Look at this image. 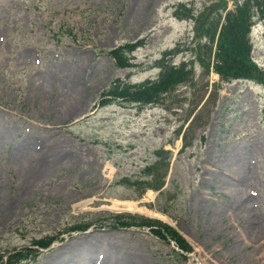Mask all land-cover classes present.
Wrapping results in <instances>:
<instances>
[{
    "label": "rangeland",
    "instance_id": "1",
    "mask_svg": "<svg viewBox=\"0 0 264 264\" xmlns=\"http://www.w3.org/2000/svg\"><path fill=\"white\" fill-rule=\"evenodd\" d=\"M235 1L0 0V264H78L84 249L87 264H264V0L258 79H222L202 47ZM182 63L187 81L152 104L100 105Z\"/></svg>",
    "mask_w": 264,
    "mask_h": 264
},
{
    "label": "trees",
    "instance_id": "2",
    "mask_svg": "<svg viewBox=\"0 0 264 264\" xmlns=\"http://www.w3.org/2000/svg\"><path fill=\"white\" fill-rule=\"evenodd\" d=\"M257 2L256 0H254ZM235 7L231 11H226L225 16L221 23V17L220 14L218 20L217 17L214 18L215 20H211L210 23H207L206 21V28H204L203 32L201 33V36L204 37V45L202 46L203 49H206V52L211 55L213 51V47H215L214 55L215 62L213 65V68L220 74L221 78L224 80H230V79H244V80H250V78H257L256 74H258L259 70L255 66V64L251 60V51L252 46L250 44V28H251V3H253L252 0H243L241 3L238 1H235ZM226 9V4L223 8V10ZM193 16H190V20ZM213 21V22H212ZM198 23V21H197ZM196 32L198 33V36H200V29L196 28ZM215 45V46H214ZM131 46H128V48H125V50H130ZM177 50L174 51L176 53ZM111 57L114 61H116V64H119L120 66H124V63L122 60L121 50L115 51L111 53ZM200 64L204 67L205 62L200 58L199 59ZM184 63V62H183ZM180 64V66H166L161 68V73L158 76L156 80H152L153 82L151 86H145V87H139L136 88L135 86H122L120 88V85L118 87H115L111 93L105 94V98L107 99V102L100 103L102 106H106L110 101H117V100H126L130 103H136V104H143V105H150L152 104V99H156L158 96H161L167 91H169L170 88H174L176 85L183 84L187 80H185V76H188V69H186L185 64ZM208 65L206 66V69ZM262 76V73H260ZM263 77V76H262ZM260 80V79H259ZM257 82V81H256ZM112 99V100H110ZM151 174V173H149ZM149 174L147 177H149ZM146 177V173L143 176V178ZM164 183H161L160 185L156 187H147L152 190H161ZM118 223V221H117ZM118 226H135L134 224H117ZM152 233H154L155 236H163V234L160 232L161 230H164L166 232V228L161 225V223H156V225H151ZM87 228L86 225L82 226V228L79 229H85ZM77 228H74L73 230H79ZM168 232V231H167ZM164 237V236H163ZM169 237L171 240H173L177 246L180 249L185 248V242L182 241V239L172 233L169 232ZM55 238L53 237H44L40 241H34V244L38 248L37 252L40 253L41 250L49 249L51 247V244ZM30 253L29 256H21L19 255H12L10 256V259H8V262L10 263L12 261L16 264H21L23 261H30Z\"/></svg>",
    "mask_w": 264,
    "mask_h": 264
},
{
    "label": "bare ground",
    "instance_id": "3",
    "mask_svg": "<svg viewBox=\"0 0 264 264\" xmlns=\"http://www.w3.org/2000/svg\"><path fill=\"white\" fill-rule=\"evenodd\" d=\"M21 150L22 151H25V150H27V148L25 147V148H23ZM32 151L36 152L34 149H32ZM47 172H48L47 170H42L41 173L38 175L39 178H37V180L38 179H41ZM245 180H246V178L244 176H243V178L235 179L234 181H237V182H236V184L234 183V185H236V186H242L244 184ZM116 205L118 206L117 203H116ZM126 205H127V209H129V210H135V205L131 204L130 202H128V204H126ZM258 235H259V233L256 232V234L254 235L253 239H256V238L259 239L260 236L258 237ZM93 251H94L93 249H84L82 251V254L78 256V258L76 260V263L78 262V264H87L90 261L89 259L91 258L90 256L92 255ZM50 264H56V263L52 262Z\"/></svg>",
    "mask_w": 264,
    "mask_h": 264
}]
</instances>
